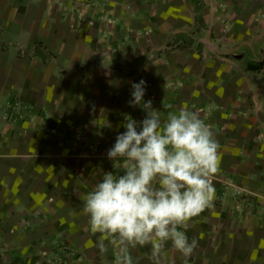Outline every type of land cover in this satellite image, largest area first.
<instances>
[{
	"label": "crops",
	"instance_id": "0c3cea01",
	"mask_svg": "<svg viewBox=\"0 0 264 264\" xmlns=\"http://www.w3.org/2000/svg\"><path fill=\"white\" fill-rule=\"evenodd\" d=\"M141 79L163 120L199 110L220 145L213 205L179 227L188 264H264V0H0V264H115L82 208L146 115ZM183 260L169 244L161 264Z\"/></svg>",
	"mask_w": 264,
	"mask_h": 264
},
{
	"label": "clouds",
	"instance_id": "9594fccd",
	"mask_svg": "<svg viewBox=\"0 0 264 264\" xmlns=\"http://www.w3.org/2000/svg\"><path fill=\"white\" fill-rule=\"evenodd\" d=\"M131 89L128 103L146 115L140 121L126 116L125 130L106 152L119 163L87 192L82 212L90 233L99 234L101 257L114 252L115 264H136L133 250L139 246L150 249L151 264H161L169 244L188 264L198 242L179 227L212 207L220 145L199 110L169 112L163 120L144 98L145 80Z\"/></svg>",
	"mask_w": 264,
	"mask_h": 264
},
{
	"label": "rangeland",
	"instance_id": "374dc122",
	"mask_svg": "<svg viewBox=\"0 0 264 264\" xmlns=\"http://www.w3.org/2000/svg\"><path fill=\"white\" fill-rule=\"evenodd\" d=\"M243 210H245V209H243Z\"/></svg>",
	"mask_w": 264,
	"mask_h": 264
}]
</instances>
